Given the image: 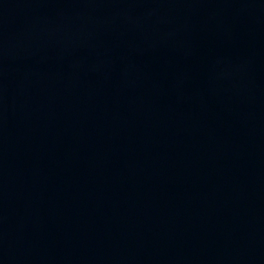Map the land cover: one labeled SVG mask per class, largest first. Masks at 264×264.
Wrapping results in <instances>:
<instances>
[{
    "label": "water",
    "instance_id": "1",
    "mask_svg": "<svg viewBox=\"0 0 264 264\" xmlns=\"http://www.w3.org/2000/svg\"><path fill=\"white\" fill-rule=\"evenodd\" d=\"M0 264H264V0H0Z\"/></svg>",
    "mask_w": 264,
    "mask_h": 264
}]
</instances>
